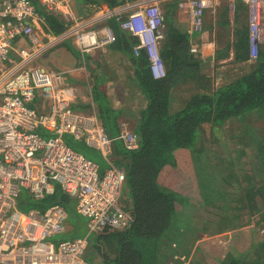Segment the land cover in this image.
Instances as JSON below:
<instances>
[{"label":"built area","instance_id":"2783aa9c","mask_svg":"<svg viewBox=\"0 0 264 264\" xmlns=\"http://www.w3.org/2000/svg\"><path fill=\"white\" fill-rule=\"evenodd\" d=\"M165 1L102 3L82 18L71 16L72 0H39L45 13L61 14L65 21L64 30L53 34L29 0H0V264H86L82 255L90 236L131 224L123 197L126 170L114 165L113 144L118 141L134 151L138 136L122 123L118 136L111 138L95 115L75 112L70 73L81 67L51 69L41 60L68 40L82 60L103 52L116 42L107 23L113 20L133 42V56H143L152 79L161 80L166 68L158 30ZM184 1L180 6L188 9L191 37L202 31L204 13L219 0ZM237 1L247 12L248 60L254 61L264 46V0H228L232 13ZM206 45L193 44L190 53L202 55ZM63 136L96 151L105 169L73 151ZM58 191L87 219L85 237L52 241L68 231V214L60 205L20 211L23 202L40 203Z\"/></svg>","mask_w":264,"mask_h":264},{"label":"trees","instance_id":"16d2710c","mask_svg":"<svg viewBox=\"0 0 264 264\" xmlns=\"http://www.w3.org/2000/svg\"><path fill=\"white\" fill-rule=\"evenodd\" d=\"M29 1L43 17L47 31L59 34L64 30L65 21L61 15L45 13L39 0ZM76 1L91 6L100 2ZM102 1L113 7L128 0ZM108 23L116 35L112 50L120 51L127 58L132 69L129 78L139 88L146 106L139 112V120L132 128L139 140L137 149L127 151L121 142L113 144V157L126 170L124 200L133 218L124 230H110L90 237L89 245L101 249L100 263L197 264L192 259L184 260L188 247L192 245L188 237L193 236L194 239L196 233L204 231L203 228L192 227V221L197 217L195 208L196 214L201 216L210 213L208 207L216 212L213 214L217 227L215 232L238 230L243 224H232L240 218L239 210L232 204L239 199L243 209L248 211V218L253 217L256 226L264 228V208H257L258 200H264V146L259 152H252L250 149L255 147L254 142H240L254 132L247 122L248 117L257 114L264 118V46L257 58L243 68L240 63L248 60L249 56L245 52V37L239 36L232 45L228 43L223 47L216 58H225L224 52L232 49L233 66L239 68L214 88L207 85L204 64L186 56L187 43L183 36L177 35L174 42L172 39L169 45L164 46L165 77L154 80L145 58L130 54L132 41L128 36L113 20ZM71 53L77 56L75 51L71 50ZM97 98L93 95V102L96 101L103 120L102 126L109 137H115L118 134L114 123L116 113ZM234 121L242 125L241 135L234 136L236 143L230 149L224 151L221 146L223 151H220L216 146L211 158L205 147V127L209 126L214 134H221L225 124ZM262 138L260 141L264 142V135ZM224 139V134L218 135L213 143L219 145ZM179 154H190L195 164L196 179L190 185L188 182L184 191H169L162 181L179 165ZM201 167L205 171H198ZM50 201L62 206L69 215L73 211V201L59 191L48 201L32 203L33 207L42 209ZM22 204L28 206L31 203ZM76 225H69L67 233L76 234L73 231ZM257 246L258 251L251 257L244 256L247 260L229 252L220 264H264V238L262 245ZM185 247V254L180 253Z\"/></svg>","mask_w":264,"mask_h":264},{"label":"crops","instance_id":"0c3cea01","mask_svg":"<svg viewBox=\"0 0 264 264\" xmlns=\"http://www.w3.org/2000/svg\"><path fill=\"white\" fill-rule=\"evenodd\" d=\"M170 1L172 2L170 3ZM100 2L106 3L102 0H100ZM182 2L184 3L185 1L168 0L160 4L164 15V23L158 30V35L160 36L159 46L163 61L164 46L169 45L172 39L174 42V37L177 35L183 36L187 43L188 53L186 56L200 63L202 62V64L206 65V68L214 66L225 68L228 63H233L234 53L232 49L224 52L225 58H216V56L223 47H226L228 43V45H232L234 40L238 39L239 36L240 38H243V36L245 37V52H248L247 12L245 6L241 2H238L236 10L233 13L229 9V4H227V6L225 5L227 10L224 13L219 12V1L216 7L208 8L204 13L202 31L193 34L196 35L195 38H191L192 36L190 37L187 34L190 19L188 9L180 6V4H183ZM91 12L92 9L90 8L86 12L85 17H88ZM78 16L80 17L81 15ZM81 17L85 18L84 16ZM187 36L191 38V40L188 41ZM182 43L184 44V42ZM200 43L207 44L202 55L191 54L190 47L193 44ZM114 44L115 43L107 46L103 52H98V54L94 55L92 58L85 57L84 62L81 61V57L77 52V56H74L68 47L61 44L48 54L54 51H60L64 55L62 63L59 65L57 61H49L47 59L48 54L44 57L42 63L47 68L60 70L81 67L82 70L70 73V80H72V84L75 86V98L72 109L80 114L95 115L103 125L97 103L96 101L95 103L93 102V95L94 97L97 96L101 98V104L107 105L109 110L116 113L114 123L116 124L117 133L119 134L122 123L126 124L130 131H133L132 128L134 123L139 120V112L145 109L146 102L139 88L129 78L132 75V69L127 58L120 51L112 50ZM130 54L132 55V50H130ZM251 62L253 61L246 60L244 63H240V67L243 68ZM126 69H130V73L127 74V76L125 72ZM120 72L123 74L121 75ZM214 81L217 80L215 79ZM121 101L122 104H124L123 106L118 104V102ZM113 163L116 166L120 165L117 164L116 159H114ZM119 167L122 166L120 165ZM123 197L125 199L124 192ZM73 231L76 232L74 229ZM83 235L84 234L80 237H83Z\"/></svg>","mask_w":264,"mask_h":264},{"label":"rangeland","instance_id":"374dc122","mask_svg":"<svg viewBox=\"0 0 264 264\" xmlns=\"http://www.w3.org/2000/svg\"><path fill=\"white\" fill-rule=\"evenodd\" d=\"M132 1V0H128ZM168 1V0H166ZM127 2V1H126ZM172 1H170L171 3ZM99 3H94L92 6L90 4L85 3H78L76 0H72V2L69 4V12L71 13V16L79 17L78 15L84 16L88 9H92L93 6L99 5ZM102 4V3H101ZM228 1L227 0H219V12L224 13L227 8ZM226 5V6H225ZM238 1L235 2V6L237 7ZM80 16V17H81ZM196 35H193L191 38H195ZM188 37V36H187ZM191 38L188 37V41L191 40ZM218 39V38H217ZM220 39V38H219ZM73 40H68L64 42L62 45L69 48V50L74 49ZM77 52V51H75ZM63 54L58 51H54L50 54H48L47 59L51 62L57 61L60 65L62 63ZM44 59V58H43ZM42 59V60H43ZM41 64L44 65L42 63ZM115 61V60H113ZM249 61V60H248ZM252 63V62H251ZM233 63H228V65L224 68H218V67H210L206 68V65H203V73L205 74V79L207 82V85L211 87H217L220 85V83H224L226 80H228V77H231L234 72H236V69L238 70V67H234ZM45 66V65H44ZM130 70V69H129ZM128 69L125 70L126 76L130 73ZM122 75L123 73L120 72ZM217 81H214V80ZM115 104V103H114ZM120 105H124L121 102H118ZM247 122L250 126H252L254 132L251 133V135L246 136L243 139H240V142L246 141V142H254V148H248L252 152H259L262 150V146H264V142L260 141L262 136L264 135V118L262 116H259L257 114H254L250 117H248ZM205 139L207 142H205V147L208 149V153H210L211 158L214 157V152H216V146L220 151H224L228 148H231V145L236 143V140H234V136H240L242 133V125L238 121L234 122H227L224 126L223 132L221 134H214L209 126L205 127ZM225 135L224 142L220 143L219 145H214L213 142H216V139L218 135ZM255 136V137H254ZM49 136H45V138H48ZM63 142L68 145L73 151L81 152L85 157L93 160L100 168L101 171L105 169V163L101 159V157L97 154L96 151L93 149H89L86 147L84 143H76L75 140L71 137L63 136ZM257 145H259L257 147ZM222 146V147H221ZM217 150V151H219ZM179 164V165H178ZM178 166L174 169L172 172V175H167L164 177L162 181V185L166 188H169V191L178 190L181 192L184 191L185 187L187 186L188 182L189 185L191 182H194L196 179L195 176V164L191 160L190 154H183L180 156L178 155ZM240 166L238 167V169ZM198 171H205L204 167L200 168ZM197 171V172H198ZM227 172V170H226ZM197 174V173H196ZM189 179V181H188ZM231 198V197H229ZM232 199V198H231ZM49 198H47V201ZM73 201V200H72ZM258 209L264 208V200L261 202L258 200ZM52 202H47L46 205H51ZM235 208L239 210V219L233 221V225L237 224H243L240 226V229L238 230H229V231H223L220 233L215 232L217 229L215 222V217H213V214L216 212L212 210L211 207H208L207 209L210 210L209 214H206L203 218L200 214L197 213V208H195V215L197 216L195 219H193L192 227L193 228H203V232L200 231L199 233H196L194 239L193 236L188 237V241L192 240V245L188 247L183 248V251L180 252L182 254H185V250H187V255L184 256V260L189 261V259L194 260L197 264H220V261L224 259L225 255L229 252H233L236 255L240 256L241 259L247 260L244 258L246 257V254L251 257L254 252L258 251V244L261 243L264 238V234H262L264 231L263 227H258L255 224V220L252 219L253 217L250 216L248 218L249 214L248 211L243 209L242 204H240V200H235L232 204ZM33 203H31L28 206H22L20 208L21 212L26 211L27 208H32ZM47 207V206H46ZM241 207V209H240ZM73 211L67 218V225L73 226L76 225V234H70L65 233L62 235H59L55 238H53V242L57 243L60 240H67L71 239L74 236H86L87 234V219L79 216L75 211V202L73 201ZM212 210V212H211ZM68 212V211H67ZM211 214V215H210ZM260 226V225H259ZM202 232V233H201ZM93 237V236H90ZM90 237L88 239V247L85 251V253L82 255V260L86 264H101L100 258H101V249L98 246L89 245ZM260 251V250H259ZM183 256V255H182Z\"/></svg>","mask_w":264,"mask_h":264},{"label":"clouds","instance_id":"9594fccd","mask_svg":"<svg viewBox=\"0 0 264 264\" xmlns=\"http://www.w3.org/2000/svg\"><path fill=\"white\" fill-rule=\"evenodd\" d=\"M63 19V18H62ZM63 21H64V19H63Z\"/></svg>","mask_w":264,"mask_h":264}]
</instances>
